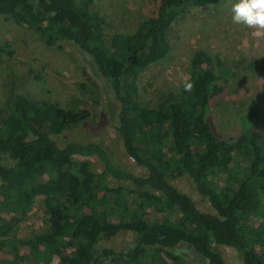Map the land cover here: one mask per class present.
Segmentation results:
<instances>
[{
	"label": "trees",
	"instance_id": "1",
	"mask_svg": "<svg viewBox=\"0 0 264 264\" xmlns=\"http://www.w3.org/2000/svg\"><path fill=\"white\" fill-rule=\"evenodd\" d=\"M218 2L158 0L134 32L111 33L93 0H0V15L15 25L88 55L116 102L112 126L124 153L145 171L138 176L118 166L101 144L59 146L52 139L88 120L89 109L14 94L8 109L0 106V216L9 215L0 217V252L13 257H0V264H50L54 257L56 264H186L180 245L207 261L200 264H225L213 245L234 249L242 264H264V108L246 109L235 135H217L208 121L211 101L222 94L229 70L203 51L194 53L188 77L153 105L139 90L140 75L170 51L171 24ZM243 62L264 75V60ZM90 86L96 100L98 86ZM182 176L213 213L171 183ZM37 198L46 229L16 242L15 228ZM121 232L133 234L129 247L97 249ZM22 245L29 247L25 255Z\"/></svg>",
	"mask_w": 264,
	"mask_h": 264
},
{
	"label": "rangeland",
	"instance_id": "2",
	"mask_svg": "<svg viewBox=\"0 0 264 264\" xmlns=\"http://www.w3.org/2000/svg\"><path fill=\"white\" fill-rule=\"evenodd\" d=\"M157 3L158 0H93L95 10L104 16L107 31L111 33L134 32L139 20L150 15ZM232 3L233 0H219L216 5L186 11L168 30L170 51L167 56L151 65L138 80L144 103L151 106L162 93L175 91L188 77L190 62L196 51H203L212 59L219 57L229 72L225 74L227 81L222 84V94L211 101L208 120L219 136L235 135L239 117L246 109L257 104L264 108V75L250 73L246 62H243L252 58L264 60V29L234 23ZM257 31L261 33L259 36L255 35ZM49 39L0 15V106L8 109L14 94L19 93L64 108L89 109L91 115L88 120L52 135V139L59 146L68 141L101 144L118 166L144 176L145 171L125 155L113 130L117 105L106 82L94 74L88 55L69 42L50 43ZM91 82L98 86L96 100H91L87 91L91 89ZM91 162L95 168L98 167L95 158ZM108 183L111 187L117 186L111 179ZM171 183L191 197L200 211L213 213L207 200L195 191L185 176L171 180ZM40 201V198L35 200L26 218L15 228L16 242L46 229V216ZM0 217L9 219L5 213ZM133 241L132 233L121 232L101 239L97 249L120 251ZM213 248L225 264H242L240 255L234 249L221 245H213ZM178 249L185 256L186 264L207 263L185 245H180ZM19 251L25 255L29 247L22 245ZM0 257L13 259L6 252H0ZM57 261L54 257L50 264Z\"/></svg>",
	"mask_w": 264,
	"mask_h": 264
},
{
	"label": "clouds",
	"instance_id": "3",
	"mask_svg": "<svg viewBox=\"0 0 264 264\" xmlns=\"http://www.w3.org/2000/svg\"><path fill=\"white\" fill-rule=\"evenodd\" d=\"M231 12L234 23L264 29V0H233ZM260 34L259 31L255 33ZM184 89L190 91L191 82H186Z\"/></svg>",
	"mask_w": 264,
	"mask_h": 264
}]
</instances>
